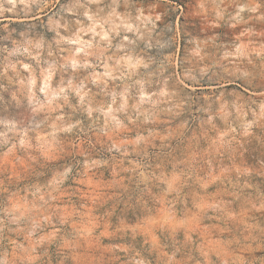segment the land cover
<instances>
[{
  "label": "rangeland",
  "instance_id": "obj_1",
  "mask_svg": "<svg viewBox=\"0 0 264 264\" xmlns=\"http://www.w3.org/2000/svg\"><path fill=\"white\" fill-rule=\"evenodd\" d=\"M0 264H264V0H0Z\"/></svg>",
  "mask_w": 264,
  "mask_h": 264
}]
</instances>
